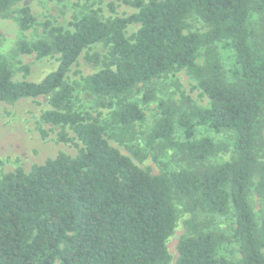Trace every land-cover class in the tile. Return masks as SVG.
I'll return each mask as SVG.
<instances>
[{
  "label": "trees",
  "instance_id": "16d2710c",
  "mask_svg": "<svg viewBox=\"0 0 264 264\" xmlns=\"http://www.w3.org/2000/svg\"><path fill=\"white\" fill-rule=\"evenodd\" d=\"M19 1L0 0V15ZM121 1L137 11L107 19L90 12L72 21V30L46 23L47 39L19 40L22 53L37 58L58 54L55 69L39 81L14 80L0 60V101L47 96L50 108L40 120L60 127L59 140L69 139L68 127L82 144L73 157L60 152L28 171L16 166L0 177V264H167L166 240L177 218L173 196L190 213L232 212V240L239 252L237 260L218 255L227 237L201 230L190 218L174 264H264V216L257 222L248 200L252 185L258 195L264 193V161L259 160L264 28L255 32L250 27L253 11L264 15V0ZM191 13L206 24L204 32H184ZM16 21L20 30L33 24L27 5L18 9ZM132 23L138 27L127 37ZM219 41L232 52L229 81L214 46ZM99 43L108 46L106 54L89 51ZM201 47L204 63L198 65ZM82 52L97 68L82 78V87L109 99L101 105L113 106L104 125L71 104L74 86L66 75ZM181 69L197 81L208 106L183 109L160 100V117L146 143L159 152L175 150L193 169L152 174L110 145L104 134L110 129L109 136L120 143L132 137L144 113L127 97L138 84ZM151 98L145 91L141 101ZM200 127L233 133L229 160L196 168L225 148L209 136H197ZM131 151L138 159L144 156L138 148Z\"/></svg>",
  "mask_w": 264,
  "mask_h": 264
},
{
  "label": "rangeland",
  "instance_id": "374dc122",
  "mask_svg": "<svg viewBox=\"0 0 264 264\" xmlns=\"http://www.w3.org/2000/svg\"><path fill=\"white\" fill-rule=\"evenodd\" d=\"M24 5L30 8L34 22L28 29L20 30L16 18L18 9ZM136 11L135 8L121 0H20L12 5L5 15H0V60L7 63L14 80L39 81L48 72L55 69L58 64V54L37 58L34 53H22L17 49L19 40L30 43L38 39H47L46 23L72 30L71 22L90 12H95L101 19H107L111 16H127ZM137 27L138 25L135 23L129 24L125 29V35L128 37ZM250 27L255 32L264 28V15L253 11L250 17ZM206 29V24L194 13L186 17L185 33L191 31L202 33ZM214 46L222 65L223 77L229 81V69L232 64L231 49L226 48L222 41L216 42ZM107 50L108 46L103 43L95 44L89 48L90 52L95 51L101 55L106 54ZM196 63L203 65L204 47L198 50ZM24 67H27V71ZM96 69L85 60L84 52H82L69 69L66 81L74 86L71 96L72 107L82 113H89L104 125L113 106H104L100 102L106 103L109 99L97 97L82 87V78ZM145 91H150L152 98L143 103L141 98ZM127 99L138 103L144 113V119L135 123V134L122 143L110 137L111 130L106 129L104 136L108 143L128 156L137 166L149 170L152 174L177 171L182 168L193 169L180 159L175 150L166 149L159 152L148 146L146 136L160 117L158 108L160 100L183 109L194 105L208 106V98L197 86V81L185 69H181L147 83L138 84ZM49 108L47 96L21 98L11 103L0 101V177L4 173L12 171L16 166H21L25 171H28L32 165L42 164L60 152L73 157L82 147L81 142L68 127H65V132L69 139L62 141L58 138L59 126L40 120L41 113ZM262 120L264 122V107ZM40 130H43L45 135H42ZM197 136H209L216 144L224 145L225 148L217 151L204 164L198 165L196 168L214 165L231 158L233 153V133L231 131L216 132L207 127H200L197 130ZM261 139L264 142V126L261 129ZM135 148L141 150L144 155L142 159H138L132 153L131 149ZM259 160L264 161V143ZM256 180L257 178L254 176L253 183ZM248 200L254 218L260 222L264 216V193L258 195L252 185L248 191ZM172 202L177 211V218L173 232L166 240V247L170 255L167 264H174L177 257V242L182 236L188 234L185 221L190 218L199 225L201 230L222 233L227 237L218 247V255L233 260L239 258L238 246L232 240L234 227L232 212L220 215L209 214L197 209L190 213L184 209L183 202L176 196H173ZM54 264H59V261L56 260Z\"/></svg>",
  "mask_w": 264,
  "mask_h": 264
}]
</instances>
